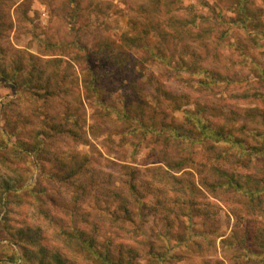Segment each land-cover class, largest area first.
Instances as JSON below:
<instances>
[{
	"label": "rangeland",
	"instance_id": "obj_1",
	"mask_svg": "<svg viewBox=\"0 0 264 264\" xmlns=\"http://www.w3.org/2000/svg\"><path fill=\"white\" fill-rule=\"evenodd\" d=\"M240 7L262 32L240 26ZM177 19L211 29L177 37ZM162 30L150 57L141 45ZM254 146L264 0H0V225L30 228L72 264L97 262L65 246L73 225L100 249L113 239L114 259L125 244L135 264H264ZM14 238L0 231V264Z\"/></svg>",
	"mask_w": 264,
	"mask_h": 264
},
{
	"label": "trees",
	"instance_id": "obj_2",
	"mask_svg": "<svg viewBox=\"0 0 264 264\" xmlns=\"http://www.w3.org/2000/svg\"><path fill=\"white\" fill-rule=\"evenodd\" d=\"M163 0H155V3H160ZM168 2V1H167ZM238 17L237 22L240 23V26L242 25L245 28H250L252 25L256 29L257 32H262L263 24L258 20L259 15L257 12L252 11V13L248 14L246 9H242L241 7L237 9ZM221 14V13H220ZM203 18V17H202ZM220 23H225L220 16L217 18ZM203 23L209 22L206 19L202 20ZM190 20H180L177 19L174 22V30L176 31L175 36L179 37L182 34H188L190 36L195 35L194 32H207L208 29H204L201 27V24L197 23V20L194 19L191 23L196 25L195 27L199 31H195L194 29L189 28V26H186ZM161 31V30H160ZM251 33V32H250ZM147 31L142 30L140 31L136 36H132L130 44L133 45V43L136 44V42H142L143 39H147ZM254 34V33H253ZM165 35L168 34L165 32V30H162V39L160 42L155 46H153L150 43H143L141 46L145 49H143L145 52H149L150 57H156L158 59L162 58L161 53L158 51L162 50V44L163 40L165 39ZM138 37L140 40L138 41ZM130 40V38H129ZM140 45V43H139ZM181 67V66H179ZM186 71V70H185ZM188 72V71H187ZM190 74H192L195 77H200L202 74H204V71L195 70L191 68ZM7 75L6 73L2 72L1 76ZM160 131V130H158ZM257 147L254 146L251 148V150L247 149L246 151H250L255 157L258 156L259 153H261L262 150H264V147ZM36 150V149H35ZM33 150V151H35ZM261 150V151H260ZM32 151V152H33ZM244 150V152H246ZM264 153V151H263ZM77 206L74 207V210L76 211ZM30 228H23L19 230L17 227H13L8 224V222H5L4 225H0V231L2 233L9 232V234L13 235L15 238L13 241H10L9 248L11 250L12 256L8 257L7 255L3 256V260L9 258L8 261H6V264H17L16 261L19 257V264H26L27 262H30V264H72L69 257L64 256L62 253H60L58 250H54L49 248L45 244H39V235H35L32 233V231L29 230ZM64 234L66 236V243L65 246L70 247V249L73 251V248H79L82 246L85 251H88L89 253L93 254V258L97 260L95 262L98 264V261L100 264H135L133 257L128 254V250L126 249L125 244L120 243V251L117 256V258L114 259V240L108 239V241L105 243V247H97L96 244V235L92 234L90 235V232L88 231V228L80 227V226H70L69 228L65 229ZM34 234L33 236L30 234ZM19 247L22 252L20 253V256L18 255L17 251ZM102 250V251H101ZM131 252V250H130ZM15 260V261H14ZM138 264V263H137Z\"/></svg>",
	"mask_w": 264,
	"mask_h": 264
}]
</instances>
